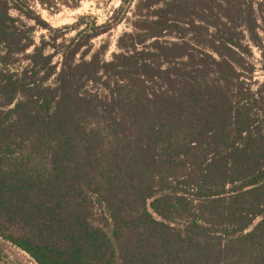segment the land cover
I'll list each match as a JSON object with an SVG mask.
<instances>
[{
  "label": "trees",
  "instance_id": "1",
  "mask_svg": "<svg viewBox=\"0 0 264 264\" xmlns=\"http://www.w3.org/2000/svg\"><path fill=\"white\" fill-rule=\"evenodd\" d=\"M81 1L0 0V264H264L254 0Z\"/></svg>",
  "mask_w": 264,
  "mask_h": 264
},
{
  "label": "rangeland",
  "instance_id": "2",
  "mask_svg": "<svg viewBox=\"0 0 264 264\" xmlns=\"http://www.w3.org/2000/svg\"><path fill=\"white\" fill-rule=\"evenodd\" d=\"M256 14L258 19L259 33L264 41V0H254ZM120 4V0H112L105 2V0H82L75 9L60 5L58 11L50 12L41 8L36 4L35 9L44 20L52 28H61L63 26H70L75 23L82 16H90L95 19L98 25L107 21ZM31 24V23H30ZM130 31L129 21H126L114 29L109 36L111 47L110 51L114 50V44L117 37L123 32ZM46 34L45 31H37L36 39L41 35ZM75 32L70 33L67 37L70 38ZM107 36H101L96 40V43L106 40ZM253 60L256 65V72L254 73L253 81H262L264 76L260 71V62L262 60L260 52L256 48H252ZM5 257L1 264H35L26 254L20 250L12 247L10 244H3L2 246Z\"/></svg>",
  "mask_w": 264,
  "mask_h": 264
}]
</instances>
